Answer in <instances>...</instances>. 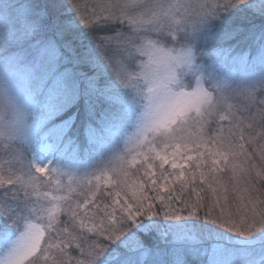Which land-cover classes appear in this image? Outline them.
Segmentation results:
<instances>
[{
  "label": "snow or ice",
  "instance_id": "1",
  "mask_svg": "<svg viewBox=\"0 0 264 264\" xmlns=\"http://www.w3.org/2000/svg\"><path fill=\"white\" fill-rule=\"evenodd\" d=\"M237 35L247 43L254 75L259 63L257 80L239 91L248 113L239 117L230 103L238 90L218 82L214 63L221 53L231 57L235 46L222 44ZM146 47L149 60L137 65ZM138 69L150 93L136 131L147 152L139 162L121 158L110 202L96 203V177L97 184L81 185L80 199L53 197L66 201V221L56 216L59 205L30 207L21 189L61 169L47 155L33 154L25 165L30 148L18 142L48 140L55 152L76 159L81 135L90 150L111 127L128 124L127 105L144 91L129 83L139 84L132 75ZM185 71L206 87L178 90ZM257 94L264 96V0H96L91 7L78 0H0V147L17 155L7 169L0 164V233L6 238L0 264L47 262L54 247L52 264H189V257L194 264H264V199L252 195L261 173L253 177L256 150L248 153L244 143L246 131L247 142H256L257 122L264 129V99ZM259 151L264 159V145ZM241 156L246 164L235 162ZM125 163L143 169L131 184ZM17 165L23 175L13 170ZM227 171L242 203L236 212L225 211L227 195L224 205L218 196L229 191L220 176ZM197 175L215 197L211 205L197 191ZM53 232L59 244L48 238ZM70 249L80 256L71 257Z\"/></svg>",
  "mask_w": 264,
  "mask_h": 264
},
{
  "label": "rangeland",
  "instance_id": "2",
  "mask_svg": "<svg viewBox=\"0 0 264 264\" xmlns=\"http://www.w3.org/2000/svg\"><path fill=\"white\" fill-rule=\"evenodd\" d=\"M20 3H27L28 0H21ZM83 6L91 7L92 4L96 2V0H82L80 1ZM235 38L228 40L227 45H222L224 48H228L230 45L235 46L234 50L231 53V57H239L237 59H232L229 56L224 54H219L215 56V67H216V78L221 85L229 86L233 90H238V93L235 98H233L230 103L236 106V108L240 109V112H237V116L239 117L241 113L244 116L248 115L247 112H243V106L247 103V100L244 96L239 95V91H243L246 88L251 87V85L257 80L259 76V63L257 62V66L255 69V75L253 74V69L250 64L247 62L246 53H248L249 49L247 47V43L242 39ZM115 43V42H113ZM246 43V44H245ZM173 45H168V47H172ZM178 47V45H177ZM218 48V47H217ZM150 51L145 49L144 54L140 59L136 61L137 65H142L148 62ZM208 56V55H207ZM133 77H140L139 84L137 85L134 80L129 81L130 85L134 90L138 91L139 88H144L142 94L137 95V102L133 104L127 105L128 111L131 113V118L128 124L124 127L116 126L111 127L105 134L102 140L97 141L94 147H91L89 150V146L85 143V137L83 135L79 138V152L76 159H72L70 154H61L55 152L54 149L48 147L51 144V141L44 139H37L34 137H29L23 142L26 147L30 148V151L24 153V164H27V158H30L33 154L38 157L43 158L44 156H50L56 163L53 167H59L61 169V173H51L47 176H39L35 177V180L32 184L26 185L21 189L20 196L24 197V191L29 193V198L32 200V204L30 207L34 206L36 208L41 209H50L54 205H59L60 209L56 212V216L60 221H66L68 219L65 211L63 210L65 207L66 201L63 199H53V197H67L73 200L80 199L78 196L81 191V185L85 184L87 181L91 180L93 184H97L96 177H100L98 182L96 194L98 195L101 192L104 196L100 197L102 202L96 200V203H105L110 202V199L107 197V192L113 191L111 180L116 179L115 173L113 169L118 168L121 165V158L127 162L131 161L133 157H136L137 161H141L143 159V155L141 154L147 152V147H139L138 140L136 136L137 125L140 123L141 114L148 111V97L150 93L147 92V86L142 78V72L138 69L135 73H132ZM183 87L178 89L181 91L194 92L200 87H206L203 80H199L198 77L191 74L188 71H185L184 79L181 81ZM175 87V86H174ZM257 93H259V87L257 86ZM231 95V92L229 93ZM257 99H264V96H260L257 94ZM251 111L253 113L258 111V107H252ZM39 115V113H38ZM59 123V120L55 121ZM245 123H248L246 120ZM216 124H212V128L214 129ZM192 134L196 135V129H190ZM264 131L259 127L257 122V126L252 130L251 135L256 136V142L254 144H249L248 137L249 132H245V150L248 153H252L251 148L256 150L255 158L252 163L256 165L255 170L252 175L255 177L256 172H260L261 176L256 177L254 179L253 186L255 189L259 191H255L252 193L253 197L264 199L262 196V189H259L256 185L257 182L262 181L264 178V159H261L259 146L264 145V138H261L259 134ZM151 140V136L148 137ZM158 151L160 149H157ZM17 155L15 153L5 154L4 148L0 147V164L4 165V168L7 169L9 164L6 161H10L12 164H16ZM245 162L244 157L241 156L239 160L235 161L236 163ZM158 163V162H157ZM223 166V165H221ZM136 166H131L125 163V168L129 172V184L133 179H138L140 175H142L143 169H140L139 172L135 170ZM167 167V166H166ZM17 175H23V173L19 170V165L16 166L15 169ZM158 171V169H157ZM169 171H172L169 168ZM205 171H207L205 169ZM230 172V171H229ZM227 172L220 174L221 178L225 182V184L229 187V191L225 194L222 190L218 193L220 204L224 205L225 200L224 196L227 195V206L225 207L226 212H236L238 208L242 206L241 200L238 198L237 193L231 190L233 181L230 179L232 173L227 174ZM27 179V177H25ZM260 180V181H259ZM59 181V183H57ZM208 182H211L210 180ZM245 185L241 184L238 187H244ZM18 187H20L18 185ZM177 190H179V182L176 184ZM207 196L209 198V203H213L215 197L208 190ZM132 189L129 188L128 192L131 195ZM152 195V193H149ZM219 211V207H217V212ZM46 214V213H45ZM59 227L63 228L64 225L60 224ZM51 231V230H50ZM46 236L48 234L46 233ZM51 242L54 244L60 243V237L58 233L53 232L51 236L48 237ZM170 238V237H169ZM6 244L5 236L0 233V259L4 257V246ZM58 249L53 248L51 252L47 253V262L44 257H41L39 264H52V260L57 256ZM70 255V253H69ZM76 257V256H75ZM189 264H194L193 260L189 261Z\"/></svg>",
  "mask_w": 264,
  "mask_h": 264
},
{
  "label": "trees",
  "instance_id": "3",
  "mask_svg": "<svg viewBox=\"0 0 264 264\" xmlns=\"http://www.w3.org/2000/svg\"><path fill=\"white\" fill-rule=\"evenodd\" d=\"M80 1H82V0H78V2L82 5V3L80 2ZM18 2H22L21 0H18ZM33 2H35V3H37V4H42L43 2H44V0H33ZM69 2H71V0H69ZM238 36V38H240V39H242V37L241 36H239V35H237ZM237 38V39H238ZM243 40V39H242ZM228 44V41H225V42H223V46L224 45H227ZM246 44V43H245ZM216 47H220V45H216ZM208 56H207V53L202 57V60H201V62H203L204 60H208ZM247 116V115H246ZM57 120H59V119H57ZM56 120V121H57ZM252 150H254V148L252 149L251 148V150L250 151H252ZM227 174H230V172L228 171V173ZM260 181V180H259ZM256 185H258L257 187L259 188V189H262V191H263V193H262V197L264 198V187H262V182L260 181V182H257V184ZM195 186H196V188H197V191L199 192V194H200V196L201 197H203L204 198V202L205 203H207V204H210L209 203V198H208V196H207V192H206V190L205 189H208L207 188V186H206V184H201L200 183V179H199V175H197V178H196V181H195ZM98 201L100 202H102V200L100 199V197H102V196H104L101 192H99L98 193ZM192 198L193 199H195L196 198V195H195V193H193L192 194ZM103 201H107L106 200V196H105V200H103ZM212 204V203H211ZM69 253H70V256L71 257H79L80 256V253H79V251L78 250H75V249H70L69 250ZM188 260L190 261V260H192V258L191 257H189L188 258Z\"/></svg>",
  "mask_w": 264,
  "mask_h": 264
}]
</instances>
